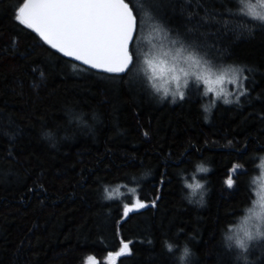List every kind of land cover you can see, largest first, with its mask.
<instances>
[{"label": "trees", "instance_id": "trees-1", "mask_svg": "<svg viewBox=\"0 0 264 264\" xmlns=\"http://www.w3.org/2000/svg\"><path fill=\"white\" fill-rule=\"evenodd\" d=\"M24 1L0 0V264H180L185 246L187 264H264V238L227 239L264 156V21L241 0H126L135 43L150 13L244 79L227 103L195 83L175 99L136 45L123 74L69 61L16 19ZM137 201L148 206L125 216Z\"/></svg>", "mask_w": 264, "mask_h": 264}, {"label": "snow or ice", "instance_id": "snow-or-ice-1", "mask_svg": "<svg viewBox=\"0 0 264 264\" xmlns=\"http://www.w3.org/2000/svg\"><path fill=\"white\" fill-rule=\"evenodd\" d=\"M241 3L244 4L246 15L264 21V0H241ZM16 19L37 32L53 49L93 69L107 73H124L134 65L135 53L132 49L135 46L138 23L133 8L126 0H27L19 7ZM172 43L175 44L176 41ZM185 53L183 46L165 50L163 45H153V51L146 53L143 60V71L152 82V87L158 92L163 89L167 95L168 89L164 85L175 83L176 92L173 95L178 94L182 99L184 93L180 88L187 86L188 77L191 76L196 81H202L207 92H215L220 96L222 89L218 86L224 82L227 71L216 75L211 68L203 67L201 60L194 54ZM157 81L161 83H156ZM260 167L264 169V164ZM199 171L204 172L206 169L201 167ZM227 184L231 187L233 180L228 179ZM189 187L195 193L202 185ZM257 195L259 199L249 208L244 225L257 214V206L261 209V215H264V191ZM147 206L139 201L131 208L126 204L124 215L133 208ZM241 231L248 239L253 238L246 227ZM239 246L246 247L242 241ZM128 247L127 243H123L118 255L124 254Z\"/></svg>", "mask_w": 264, "mask_h": 264}, {"label": "rangeland", "instance_id": "rangeland-1", "mask_svg": "<svg viewBox=\"0 0 264 264\" xmlns=\"http://www.w3.org/2000/svg\"><path fill=\"white\" fill-rule=\"evenodd\" d=\"M133 5L136 7L137 10H139L138 0H133ZM139 24H140L141 31H139V35H138L135 45H136V54H138V57L140 59L139 60L140 65L142 63L141 69H142V66L145 67L143 64L144 56L146 53L153 51V45H156L157 47H159L160 45H163L165 50H174L176 48L183 46L178 40L173 38L171 34L165 30L164 26L162 25V23H160L159 19H157V17H154V15L152 14L150 13L144 14V16H142V19L141 18L139 19ZM172 41H176V43L173 44ZM183 48L186 49L185 54H187V52H190V50L186 48L185 46H183ZM197 58L200 59L199 57ZM201 62H202L203 67L211 68L213 73H215L216 75H220L222 72L227 71V75L225 76L224 82L218 86L220 89H222L221 95L217 96L215 92H207L206 86L203 84V82L196 81L195 78L191 76L188 77L187 86H181L180 91L184 92L183 90L185 89L188 90L190 88L189 85H191L192 83H195V85L196 84L202 85V89L204 93L210 96L212 100H215V99H220L223 101L231 100L233 96H234L233 99H236L243 85L244 79H243L242 74L232 68H216V67L214 68L212 66L207 65V63H204L203 61ZM213 79H215V76H213ZM156 83H161V82L157 81ZM164 86L168 89V94L165 95L163 89H161L159 93L161 94L162 97L173 96L175 99H180V96L178 94L173 95V93L176 92L175 83L169 82L165 84ZM261 164H264V156L261 158L258 164V171H257V174L255 175V178L253 179L254 197H253V201L250 207H253L254 202H256L259 199V196L257 195V193L260 192L262 186H264V169L260 167ZM131 207L132 206H130V208ZM244 218H245V214L242 215V217L238 220L239 222L231 229L234 239L243 235V232L241 231L242 228H245V227L249 228V225H244L243 223ZM260 239L261 238H254L251 241H248L246 243V247Z\"/></svg>", "mask_w": 264, "mask_h": 264}, {"label": "clouds", "instance_id": "clouds-1", "mask_svg": "<svg viewBox=\"0 0 264 264\" xmlns=\"http://www.w3.org/2000/svg\"><path fill=\"white\" fill-rule=\"evenodd\" d=\"M261 191H264V189L261 188ZM248 210H249V208L245 209V217L248 216ZM256 212H257V214L254 215L251 219H249L248 224H247V225H249V228H247V231L252 234V237H253L252 239L264 238V215H261V209L259 208V206H257ZM249 229H251V230H249ZM258 233H259V235H258ZM227 239L229 241H233V243L240 249H244V248H241L239 246L241 241L246 245V243L248 241L252 240V239H248V237L245 236L244 233L242 236L239 237V239H237V238L233 239V237H232V239L230 240L229 236L227 237ZM191 255H192V250L189 247L185 246L181 250V254L179 257L180 264H187L188 258Z\"/></svg>", "mask_w": 264, "mask_h": 264}, {"label": "water", "instance_id": "water-1", "mask_svg": "<svg viewBox=\"0 0 264 264\" xmlns=\"http://www.w3.org/2000/svg\"><path fill=\"white\" fill-rule=\"evenodd\" d=\"M25 2H27V0H25L24 1V3ZM22 6H23V4H22ZM21 6V7H22ZM32 30V29H31ZM33 31V30H32ZM40 39H41V41L42 42H44L47 46H49L50 48H52L49 44H47L40 36H39V34L37 33V32H35V31H33ZM53 49V48H52ZM53 50H55V51H57V52H59L57 49H53ZM61 55H63V53H61V52H59ZM64 56V55H63ZM65 58H67L69 61H71V62H73V63H75V64H77V65H79V66H81V67H84V68H86V69H89V70H92V71H95V72H99V73H107V72H104L103 70H100V69H93V68H91L90 66H88V65H84L82 62H80V61H76L74 58H72V57H67V56H64ZM125 73V72H124ZM114 74H123V73H114ZM123 247V243H122V245H121V248ZM120 252V251H119ZM127 252V250L125 251V253ZM124 253V254H125ZM123 255V254H122ZM118 256H121V255H118Z\"/></svg>", "mask_w": 264, "mask_h": 264}, {"label": "bare ground", "instance_id": "bare-ground-1", "mask_svg": "<svg viewBox=\"0 0 264 264\" xmlns=\"http://www.w3.org/2000/svg\"><path fill=\"white\" fill-rule=\"evenodd\" d=\"M254 22H255V21H254ZM138 69H139V68H138ZM140 69H141V68H140ZM140 69H139V70H140ZM135 70H136V69H135ZM140 72H141V71H140ZM136 74H137V73H136ZM143 76H144V75H143ZM207 103H208V102H207ZM257 180H258V179H257ZM253 185H254V184H253ZM244 252H245V251H244ZM245 253H246V252H245Z\"/></svg>", "mask_w": 264, "mask_h": 264}]
</instances>
